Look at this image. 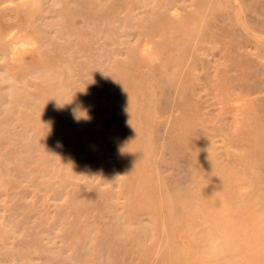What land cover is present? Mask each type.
<instances>
[{"label": "rangeland", "instance_id": "obj_1", "mask_svg": "<svg viewBox=\"0 0 264 264\" xmlns=\"http://www.w3.org/2000/svg\"><path fill=\"white\" fill-rule=\"evenodd\" d=\"M0 264H264V0H0Z\"/></svg>", "mask_w": 264, "mask_h": 264}, {"label": "clouds", "instance_id": "obj_2", "mask_svg": "<svg viewBox=\"0 0 264 264\" xmlns=\"http://www.w3.org/2000/svg\"><path fill=\"white\" fill-rule=\"evenodd\" d=\"M73 115H74V118L77 119V120H80V119H87V111L86 110H76L74 109L73 110Z\"/></svg>", "mask_w": 264, "mask_h": 264}]
</instances>
